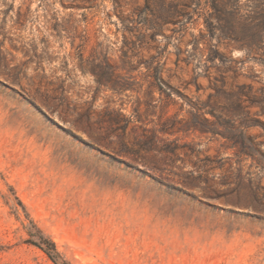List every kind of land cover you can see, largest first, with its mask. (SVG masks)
I'll return each mask as SVG.
<instances>
[{
    "label": "rangeland",
    "instance_id": "374dc122",
    "mask_svg": "<svg viewBox=\"0 0 264 264\" xmlns=\"http://www.w3.org/2000/svg\"><path fill=\"white\" fill-rule=\"evenodd\" d=\"M237 3L0 0V264H53L30 219L71 264H264V0Z\"/></svg>",
    "mask_w": 264,
    "mask_h": 264
},
{
    "label": "trees",
    "instance_id": "16d2710c",
    "mask_svg": "<svg viewBox=\"0 0 264 264\" xmlns=\"http://www.w3.org/2000/svg\"><path fill=\"white\" fill-rule=\"evenodd\" d=\"M193 1V0H190ZM239 0H210V6L214 10L213 12H216L215 18L219 21L226 20L223 17H226L225 8L233 5H238ZM253 2H256L257 0H252ZM234 12V11H233ZM234 14H232L233 16ZM257 20L260 21V23H264V12L257 13ZM218 29V28H217ZM223 31L224 28H221ZM256 35L260 34V32H263L264 30L259 29L256 26H253L251 28ZM21 207L23 208L24 212V206L19 202ZM26 217H28V214L25 212ZM26 231L28 234L27 242L37 248H39L41 251H43L47 257L53 262V264H71L70 261L65 259L60 252L57 250L56 245L54 242L46 236L43 231L30 219L29 224L26 226Z\"/></svg>",
    "mask_w": 264,
    "mask_h": 264
}]
</instances>
